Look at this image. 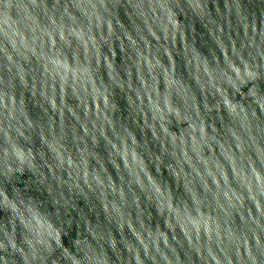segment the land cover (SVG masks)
<instances>
[{
    "label": "clouds",
    "instance_id": "9594fccd",
    "mask_svg": "<svg viewBox=\"0 0 264 264\" xmlns=\"http://www.w3.org/2000/svg\"><path fill=\"white\" fill-rule=\"evenodd\" d=\"M0 264H264V0H0Z\"/></svg>",
    "mask_w": 264,
    "mask_h": 264
}]
</instances>
